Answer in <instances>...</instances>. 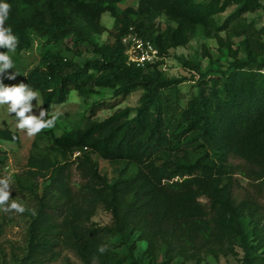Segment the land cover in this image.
<instances>
[{"label": "trees", "instance_id": "16d2710c", "mask_svg": "<svg viewBox=\"0 0 264 264\" xmlns=\"http://www.w3.org/2000/svg\"><path fill=\"white\" fill-rule=\"evenodd\" d=\"M125 1L6 0L11 9L4 27L17 37L15 53L29 52L37 39L47 47L41 64L20 79L25 94H40L46 113L72 92L89 97L110 89L122 99L143 94L134 109H117L99 121L102 109L93 108L83 127L51 134L54 157L26 158L23 172L14 175L15 192L26 201L25 212H18L25 220L23 243L10 253L0 248L1 256L8 264H52L69 251L83 264H173L229 257L239 248L242 264H264L258 254L264 248L260 205L234 195L237 173L264 185V62L258 60L264 44L242 22L261 8L260 0H139L136 8L121 9ZM234 6V14L219 23ZM105 14L114 19L112 30L102 23ZM162 17L169 24L164 31L157 28ZM230 30L246 37V60L210 75L180 59L200 79L186 99L183 81L162 71L170 51L186 47L198 32ZM130 33L151 41L163 60L128 65L123 40ZM104 34L109 43L95 42ZM84 47L96 57L78 65L74 57L83 56ZM0 53L12 54L4 46ZM0 141L20 138L0 130ZM98 159L114 166V182L100 173ZM73 167L79 182L72 180ZM101 210L110 224L94 222ZM14 211L7 204L0 237ZM138 243L146 250L135 257Z\"/></svg>", "mask_w": 264, "mask_h": 264}, {"label": "rangeland", "instance_id": "374dc122", "mask_svg": "<svg viewBox=\"0 0 264 264\" xmlns=\"http://www.w3.org/2000/svg\"><path fill=\"white\" fill-rule=\"evenodd\" d=\"M209 1V0H203ZM261 8L254 13H248L243 16L242 22L255 28V30L261 36V41L264 44V0H260ZM139 0H127L120 5L121 9L128 7L136 8ZM236 7H231L227 11L221 14L217 19L219 23L224 22L230 16L234 14ZM103 25L112 30L114 27V19L110 14H105L102 19ZM169 24L162 17L157 21V28L164 31L168 28ZM174 26V24H171ZM246 37L238 36V31H222L215 32L211 35H205L202 32H198L190 41L186 47H179L170 51V57L165 61V65L162 67V71L168 77V79L183 81L181 89L186 97L190 98L196 93L197 82L200 80L199 76L193 72L190 68L185 67L180 59H185L192 64L199 66L202 73L210 75H217L226 71L233 63L237 61H244L247 58L246 46L244 40ZM98 44H106L110 42L108 34L95 39ZM85 49V47H84ZM83 56L74 57V62L78 65H82L86 60L95 58L92 53V49H85ZM47 47L44 46V41L37 39L35 46L29 52L21 54L12 53L10 59H12L14 67L7 68L0 71V85L2 86H18L20 85V79L26 76L32 69L41 64ZM259 62H264V54L258 55ZM3 66V61H0V68ZM14 76V79L10 77ZM143 91H137L125 99L115 98L114 92L110 89H102L96 95L89 97H83L77 92H72L67 101L61 105H54L49 113L43 110L42 98L40 94L35 96L33 102V109L31 112L25 113V115H35L39 118L40 112L45 113L44 119H50L52 116L59 113V118L56 120L52 128H46L33 137L27 135V130L19 129L17 125V117L15 113L9 112L8 108L11 105V101L7 104L0 105V130H11L19 135L20 142L14 143L9 141H0V160H5V165L0 166V171L3 175V179H0V192L9 193L8 200L4 201L3 205H0V217L6 210L7 204H11L13 201L25 204V199L21 195H17L14 188V175L23 172L26 158L33 154L50 155L54 157L56 154L52 149L50 135L54 134L59 136L63 132L71 131L73 129L81 128L85 125V118L89 115L91 109L101 108L102 110L97 112L96 120L102 121L111 116L117 109L136 108L139 105L140 98ZM100 104V106L98 105ZM185 104V103H183ZM116 106V109H110L109 107ZM100 167V173L108 179L110 183L116 180V173L114 166L110 163L98 159ZM235 166L242 164L239 160L232 161ZM234 179L237 182L235 188V198L240 202L243 199L250 198L256 201L261 208V213L264 219V185L260 181H252L241 174L234 175ZM72 180L73 182H79L80 177L76 171V168H72ZM7 182L5 186L4 182ZM45 181L40 182L41 188L44 187ZM13 190V191H12ZM13 192V193H12ZM94 222L101 225H108L111 223V216L105 211L101 210L97 216L93 219ZM264 223V221H263ZM25 233V220L22 219L18 212L14 211V215L11 218L9 226L5 229V233L0 237V248L6 253H10L13 247L21 246L23 243V237ZM257 245L258 243H254ZM146 250L145 243H138L137 250L135 251V257L142 255ZM119 254L125 257L128 251L125 248L119 249ZM260 257L264 256V248L258 252ZM243 253L238 248L236 255L229 257H203L199 260H190L182 262L176 260L173 264H242ZM0 264H8L4 261L0 253ZM52 264H83L78 257L72 252L66 251L63 253L60 260ZM144 264H149L146 260Z\"/></svg>", "mask_w": 264, "mask_h": 264}, {"label": "clouds", "instance_id": "9594fccd", "mask_svg": "<svg viewBox=\"0 0 264 264\" xmlns=\"http://www.w3.org/2000/svg\"><path fill=\"white\" fill-rule=\"evenodd\" d=\"M10 9L11 5L7 3L6 0H0V46L7 47L9 52L15 53L16 45L18 44L17 37L12 34L11 27H4L5 21L9 18ZM0 61H3V66L0 68V71L14 67L9 54L0 53ZM10 78L14 79L15 77L12 76ZM38 94L37 91H28L27 94H25V85L23 83L18 86L0 85V105L7 104L8 101H11L8 111L15 113L17 117L16 126L21 130L26 129L29 137L35 136L46 128H52L59 118V113H57L52 116V118L45 120V113L43 111L40 112L39 118L35 115H25V113L32 111L33 105L30 101ZM4 183L5 186H7V182L5 181ZM8 196L9 193L0 192V205H3L4 201L8 200ZM10 209H14L19 213H23L26 210L22 204L15 201L10 204ZM105 250L104 246L99 248L101 253Z\"/></svg>", "mask_w": 264, "mask_h": 264}, {"label": "built area", "instance_id": "2783aa9c", "mask_svg": "<svg viewBox=\"0 0 264 264\" xmlns=\"http://www.w3.org/2000/svg\"><path fill=\"white\" fill-rule=\"evenodd\" d=\"M126 45V56L128 65L136 67H145L146 65H154L162 61L159 50L155 48L151 41L138 37L134 33H130L124 40ZM80 153H75L74 158Z\"/></svg>", "mask_w": 264, "mask_h": 264}]
</instances>
